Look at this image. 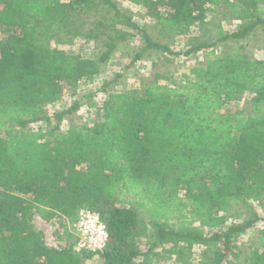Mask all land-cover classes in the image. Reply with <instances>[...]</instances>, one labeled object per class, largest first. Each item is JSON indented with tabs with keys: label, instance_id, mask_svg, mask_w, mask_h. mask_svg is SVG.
I'll return each mask as SVG.
<instances>
[{
	"label": "trees",
	"instance_id": "1",
	"mask_svg": "<svg viewBox=\"0 0 264 264\" xmlns=\"http://www.w3.org/2000/svg\"><path fill=\"white\" fill-rule=\"evenodd\" d=\"M129 1L145 9L158 33L202 27L219 8L240 21L231 33L214 24L215 39L183 55L264 30V0ZM97 8L113 14L84 33L82 17ZM116 23L140 30L145 41L131 62L146 49L172 54L111 0H0V264H88L92 254L69 242L48 247L31 225L34 214L72 222L81 208L98 212L106 226L102 264L188 259L195 248L202 249L196 264H264V230L247 252L235 242L264 222L252 206L264 207V60L226 48L180 82L107 93L90 125L58 131L75 102L55 112L48 128L46 107L99 76L131 35ZM82 33L95 41L103 36L99 54L81 57L60 47ZM246 93L249 113H220ZM241 205L248 218L228 222ZM142 238H149L146 250L138 246Z\"/></svg>",
	"mask_w": 264,
	"mask_h": 264
},
{
	"label": "rangeland",
	"instance_id": "2",
	"mask_svg": "<svg viewBox=\"0 0 264 264\" xmlns=\"http://www.w3.org/2000/svg\"><path fill=\"white\" fill-rule=\"evenodd\" d=\"M111 1L115 3L118 11L122 15L130 17L136 25L143 28L152 41L168 46L172 54L157 49H146L142 52L141 58L131 62L135 53L142 50L145 41L142 38L140 30L130 29L116 23V29L127 30L131 35L125 41L117 44L109 59L103 65L99 76L78 83L76 92L74 93L71 90L65 89L60 100L46 107V115L50 120L48 128L55 124V112L66 110L75 102L79 103V107L72 113L64 115L60 121L58 131L66 130L71 124L90 125L95 119L98 109L106 98L107 93L119 92L151 82L161 84L180 82L189 76L191 67L204 64L209 58L219 54V52L226 48L231 50L236 49V52L244 53L253 59L264 60V30L260 26L256 27L245 38L227 41L225 47L222 43H218L216 46L203 48L188 55L182 54L190 46L201 40L213 41L215 36L212 26L214 24L219 23L221 28L227 33L239 29L240 21L232 19L229 16H224L221 8L218 9V13L208 16L205 25L192 28L187 33H158L155 21L146 16L144 8L132 4L129 0ZM112 14V11L107 12L105 8H97L96 11H90L82 17L85 21L82 29L84 30L83 32L86 33L88 29L93 28V20H108V17ZM118 20H121V18L119 17ZM206 29L210 30L207 31ZM84 33L73 38L71 41L65 42L60 47L69 53L78 54L81 57H92L99 54L102 48L103 36L100 40L95 41L85 38ZM105 84L107 85L105 86ZM103 86H105L104 90L101 89ZM250 96V94L246 93L229 101L221 107L220 113H249ZM41 128L44 130L47 127L42 124ZM252 206L257 216L263 218L264 207H259L255 203ZM234 211V216L228 219V222H241L249 216L248 210L244 205L236 207ZM140 220L141 223L145 224V217L140 216ZM70 224V219L64 217H56L46 221L41 218L39 219L37 214H34L31 220L33 228L42 232L44 242L50 245L56 243L58 249L63 248L68 242L73 243L72 246L74 245L75 238L70 231ZM148 229L151 230L149 226ZM261 230H264L263 220L257 221L245 232L239 233L235 240L236 244L245 252L257 247L258 235ZM204 233H208L206 229H204ZM67 235H70L71 238H68ZM138 246L140 250H146L149 247V238H142ZM162 248H165V245L159 246L156 250L159 251ZM201 250V248L191 250L188 259L185 257L178 259L174 254L164 255L161 259L157 260L156 264H196L202 258ZM88 264H102L100 256H92Z\"/></svg>",
	"mask_w": 264,
	"mask_h": 264
},
{
	"label": "built area",
	"instance_id": "3",
	"mask_svg": "<svg viewBox=\"0 0 264 264\" xmlns=\"http://www.w3.org/2000/svg\"><path fill=\"white\" fill-rule=\"evenodd\" d=\"M30 127L35 131L38 129L37 124H31ZM38 218L40 219L39 216ZM70 231L75 238L73 249L76 252L83 251L98 256L106 247L108 232L100 214L96 211L79 209L70 224ZM46 245L58 249L56 243Z\"/></svg>",
	"mask_w": 264,
	"mask_h": 264
}]
</instances>
